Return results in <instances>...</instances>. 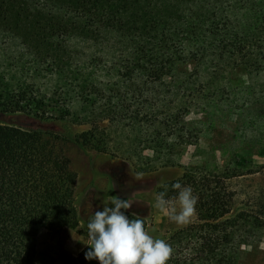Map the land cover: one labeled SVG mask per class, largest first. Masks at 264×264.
<instances>
[{
    "label": "trees",
    "instance_id": "16d2710c",
    "mask_svg": "<svg viewBox=\"0 0 264 264\" xmlns=\"http://www.w3.org/2000/svg\"><path fill=\"white\" fill-rule=\"evenodd\" d=\"M73 42L95 51L81 58ZM189 62L193 71H180ZM7 68L59 75L84 114L64 92L54 102ZM236 69L250 80L264 75V0H0V115L38 121L0 122V264H38L32 244L42 229L80 231L78 174L55 123L91 125L76 141L106 152L99 123L128 117L147 126L142 143L155 159L175 165L185 116L194 104L217 106ZM252 85L242 88L248 97ZM217 177L186 169L158 188L167 195L180 182L198 197L196 221L164 238L174 249L168 264H239L242 248L263 238L264 217L233 214Z\"/></svg>",
    "mask_w": 264,
    "mask_h": 264
},
{
    "label": "rangeland",
    "instance_id": "374dc122",
    "mask_svg": "<svg viewBox=\"0 0 264 264\" xmlns=\"http://www.w3.org/2000/svg\"><path fill=\"white\" fill-rule=\"evenodd\" d=\"M71 46L81 58L95 51L79 42ZM107 50L113 53L112 47L96 52L106 57ZM193 69L194 64L189 62L180 71L191 73ZM7 72L11 73L10 77L15 76V81L34 84L41 96L54 102L64 92L65 99H73L72 110L84 114L85 109L75 101L71 88L59 75H38L33 70L19 74L13 68H7ZM228 77L230 87L221 88L222 99L217 106L202 111L194 104L191 113L185 116L186 127L175 147V165L155 159L154 152L142 143L148 135L147 126L137 127L128 117L99 123L106 134V152L76 141L91 125L73 118L55 123L64 138L61 147L71 160L72 170L78 174L76 204L80 231L67 227L40 230L32 244L38 264H99L98 260L85 259L89 251L87 224L95 211H103V201L110 196L129 199L131 208L122 211L146 220V229L154 238L164 239L196 221L197 214L188 224L178 225L155 207L158 188L180 178L186 169L196 171L201 179L217 175L223 196L226 200L232 196L233 214L249 211L264 217V105L255 103L264 101V75L250 80L242 69H236ZM249 83L256 90V95L250 97L242 92ZM0 122L23 127L38 125L37 120L23 115H0ZM227 168L236 169L238 176L225 178L223 173ZM177 195L178 191L174 190L166 198ZM239 264H264V236L242 248Z\"/></svg>",
    "mask_w": 264,
    "mask_h": 264
},
{
    "label": "clouds",
    "instance_id": "9594fccd",
    "mask_svg": "<svg viewBox=\"0 0 264 264\" xmlns=\"http://www.w3.org/2000/svg\"><path fill=\"white\" fill-rule=\"evenodd\" d=\"M172 188L178 195L169 199L165 191L156 193L155 207L176 224L186 225L197 214L198 197L190 185L176 182ZM103 203V211H95L87 224L89 251L85 259L98 260L99 264H168L173 247L150 235L143 218L129 219L122 211L131 208L129 199L110 196Z\"/></svg>",
    "mask_w": 264,
    "mask_h": 264
}]
</instances>
